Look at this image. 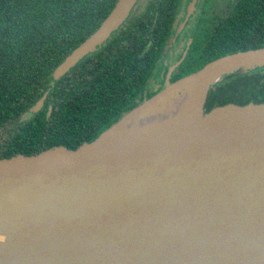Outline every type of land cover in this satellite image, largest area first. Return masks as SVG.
<instances>
[{"label":"water","instance_id":"obj_1","mask_svg":"<svg viewBox=\"0 0 264 264\" xmlns=\"http://www.w3.org/2000/svg\"><path fill=\"white\" fill-rule=\"evenodd\" d=\"M136 2L117 0L53 78ZM261 67L264 46L222 55L75 149L0 159V264H264V103L205 111L214 85Z\"/></svg>","mask_w":264,"mask_h":264},{"label":"flooded vegetation","instance_id":"obj_2","mask_svg":"<svg viewBox=\"0 0 264 264\" xmlns=\"http://www.w3.org/2000/svg\"><path fill=\"white\" fill-rule=\"evenodd\" d=\"M230 39H247L253 46L249 49L264 46V0H137L118 30L87 55L82 65L64 74L65 83L72 85L67 90L73 87L74 91L79 84L89 96L96 86L100 94L48 97L46 90L38 112L31 109L43 97L1 126L0 146L11 143L16 130L43 114L46 117L36 121L41 131L29 132L26 148L47 151L81 145L99 125L92 118L105 117L110 123L111 118L129 112L168 82L198 70L214 59V54L225 55ZM107 90L113 97L108 92L102 94ZM115 97L126 98L119 103ZM60 106L74 110H59ZM86 116L89 119L83 122ZM76 132L79 134L71 136Z\"/></svg>","mask_w":264,"mask_h":264},{"label":"trees","instance_id":"obj_3","mask_svg":"<svg viewBox=\"0 0 264 264\" xmlns=\"http://www.w3.org/2000/svg\"><path fill=\"white\" fill-rule=\"evenodd\" d=\"M114 3L115 0H0V128L42 97L46 90H49L48 97H97L100 94L95 90L96 86L90 90L89 96L79 84L74 86V91L73 87L67 90L66 87L72 85L65 83L66 76L55 80L52 72L75 47L98 28L114 7ZM252 47L247 39H230L226 52ZM222 55L214 54L212 57L216 59ZM82 64L81 61L77 65ZM132 80L135 81V78L132 77ZM101 86L107 88V84L105 87L103 84ZM107 92L109 97H113L109 90L102 94ZM115 98L120 103L126 97ZM250 102L264 103V67L252 69L214 85L207 97L205 111L210 112L228 103L244 106ZM59 110L70 111L74 108L60 106ZM123 115L111 118L109 125L106 123L108 118H92L99 125L86 139H96ZM44 117L46 114L35 116L16 130L11 143L0 146V159L17 154L45 152L42 149L26 148V137L30 131H41L36 121ZM88 119L86 116L83 122ZM76 134L79 133L71 136ZM78 146L80 143L71 147L75 149Z\"/></svg>","mask_w":264,"mask_h":264}]
</instances>
